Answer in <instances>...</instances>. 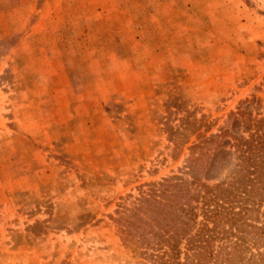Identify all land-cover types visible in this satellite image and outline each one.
<instances>
[{
  "label": "rangeland",
  "instance_id": "374dc122",
  "mask_svg": "<svg viewBox=\"0 0 264 264\" xmlns=\"http://www.w3.org/2000/svg\"><path fill=\"white\" fill-rule=\"evenodd\" d=\"M174 97L264 113V0H0V264H151L120 218L184 164Z\"/></svg>",
  "mask_w": 264,
  "mask_h": 264
},
{
  "label": "trees",
  "instance_id": "16d2710c",
  "mask_svg": "<svg viewBox=\"0 0 264 264\" xmlns=\"http://www.w3.org/2000/svg\"><path fill=\"white\" fill-rule=\"evenodd\" d=\"M183 104L178 97L168 103L164 129L175 158L190 143L184 164L129 195L123 229L138 236L151 264H264L262 100L242 101L210 134L205 116Z\"/></svg>",
  "mask_w": 264,
  "mask_h": 264
}]
</instances>
